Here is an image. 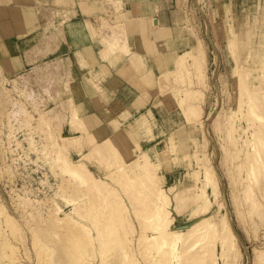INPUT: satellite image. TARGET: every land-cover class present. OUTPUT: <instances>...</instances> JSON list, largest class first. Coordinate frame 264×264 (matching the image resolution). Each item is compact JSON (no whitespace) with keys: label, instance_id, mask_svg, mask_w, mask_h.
<instances>
[{"label":"rangeland","instance_id":"1","mask_svg":"<svg viewBox=\"0 0 264 264\" xmlns=\"http://www.w3.org/2000/svg\"><path fill=\"white\" fill-rule=\"evenodd\" d=\"M46 1L47 0H41L40 3L44 4ZM50 1L51 3L50 5H48L50 8L47 7L44 11L43 5L40 9V11H42L41 13L43 14V17H45L47 20L46 25L40 31L34 29V33L27 38H24L22 40H12V42H10L12 43V46L8 47V51L10 53L9 55L4 53L0 48V203L4 204L6 206V209L16 219L18 225L21 227V231L19 232H22L21 234L17 231H15L16 234H9V232L3 233L0 227V243L7 242L13 244L16 247H14L15 249L13 248V251L9 248L3 249L2 247H0V264H13V258L15 260L18 258L19 260L16 261H23L24 264H49L53 260L52 258L56 257L60 253H58V251H66V248H63L65 247V245L67 249L70 246L68 250H72V247H74L78 243L80 247L77 248V245L75 246V248L83 250L81 248L85 247V244L83 243H81L80 245L81 241L79 239L82 240V238L76 237V239H73V234V236L71 237V234H66L68 233V228L66 227L67 232L65 230H62L58 234L56 242L58 245L54 248L57 250V247H59V250L55 253V255L53 254V256L51 257L48 256V259H52L49 262L46 259L47 257L44 255H40L39 258L38 248L40 247L37 245H35V247L33 246L34 241H32V239H35L31 236L32 231L34 229H37V231L38 229L40 230V227H42L44 223L48 224V227L47 224L46 226L44 224V228H47V230L49 229L48 232L44 231L45 234L52 232L50 231L49 227V225H51V222L49 224L50 220L48 218V215L51 211L56 210V208L58 207L62 208L65 212L71 210V205L68 199L62 200L63 192L61 190V186L63 185V187H66L65 193H69L70 189L74 188L75 185L71 182L66 181V178L64 179V176H62L60 173L58 175L57 170L53 171L54 168H52L49 160L50 158L49 156H47L48 154L46 155L47 152L45 150L48 147H52L53 144L51 145V143H54L55 141L61 142V135H69L70 130L66 122L68 121L70 115V111H68L70 110V107L74 111H79L83 116L84 111L82 110V107H80L75 102L73 96L71 95V84L73 82V79H76L77 74L83 73L84 69L90 70L93 68V62H91V60H85L82 58V61H79V55H77L75 47L73 48L71 45H69L66 25L69 20H72L75 14H73V5L71 4L72 0H70L69 4L66 0L64 1L65 4H61L62 1ZM118 1L120 0H98V4L100 5V8L98 10L102 11L103 16H101V18H96L93 21H95L96 26H98L100 22H103L101 20L102 17L108 18L111 22V28L109 27L111 29L109 33L110 35L112 32V26L114 25L113 27L117 29L118 27L116 28V26H118L117 24H119L118 29H123L122 31H119L124 34V36H127L124 24L117 22L119 16L114 17V15H118L120 14V12L122 13L123 10L122 2ZM186 1L189 10L187 27H189L190 34L193 35L194 38H196L195 42L199 40L204 43L207 52V85L205 87L206 92L202 126L194 127L192 125H189L188 123L186 124L184 120L183 107L180 104L178 105V102L176 101V95L174 94V91L177 89H170L169 85H166L165 83L168 81H166L161 74V76H159L157 79V84L159 88L160 86L164 87L163 85H165L164 88L166 89L164 90V88H160V92H163L164 90V93H160L159 99L154 105L157 106V104H159L158 107H156V110L153 111L150 107V109L145 110V112L140 113L135 117L130 113V110H127L126 112H123L122 119L120 120L119 118L121 112L126 109L122 108L120 104H118L114 100L106 109L107 126L105 128H107L108 131H103L104 127L97 130V137L104 138L105 134L113 135L116 134L117 131L122 130V135H120L116 139L115 143L119 147V158L123 162H126L128 164L130 161V163L132 164L139 159L135 154L138 148H135L134 144L131 143L128 139L130 134L129 131H137L136 136L139 138V140H141V142H143L142 144L144 146H152L154 144V141L163 139L161 141V144L159 145V148L161 150V146L164 145V141L168 139L169 144L174 143L177 148L174 152L177 158L173 161V159L170 158V151L166 148L160 151L158 161L159 164H161V167L159 168V171H161L163 175L168 177L169 183L175 182L178 185V188L182 191H185L187 190V188H190L194 185L192 171L196 167V164L198 163L197 161L202 158L204 153H207L206 157H209L210 162L214 165V169L218 179L219 189L221 191L220 200L223 204H225V208L227 209L228 216L230 217L232 227L239 237L237 239V246L239 247L241 264H255L256 249L261 247L264 248V221L257 218L258 216L255 211L249 209V204L252 205V202L254 201L252 200V202L250 201L249 203L251 197L245 199L246 196L244 193H242V181H244V179L242 178L241 180L242 176H238L239 168L237 166V164L241 161V157L243 159V147H245L244 140L247 138V135L240 130L241 128L246 126L247 121L242 117L244 115L241 112V114L239 113L240 115L238 114V117H235L236 119H234L237 127L240 129L238 130L239 143L236 145L235 143L233 144L232 135L229 132V129H231V127L229 128L228 126L230 125L228 119L232 114L231 112L236 107L241 91L244 90L243 88H241V81L238 80V74L240 75V73L244 75L242 83H244V85L245 83L248 85L249 88L247 89V91L249 90L251 92V95L253 94V97H256V103H260L261 101L262 104H264V89L262 88L264 87L262 86L264 85V0ZM36 4H38V8L39 5H41L39 3ZM118 4H120L119 8ZM55 8H60V10L58 9V11ZM113 8L116 9L113 10ZM68 9L69 11H67ZM115 10H117V12ZM65 11H67V13ZM61 14L65 15V17H63V15ZM60 16L62 18H60ZM149 26L151 25L147 24L148 28ZM91 30L95 35L97 34L96 29ZM234 36L236 37V39H238V43L241 46L237 55L239 59H236L237 57H234L229 49V42L232 38H235ZM2 52L4 54H2ZM175 58L172 61V67L169 68L174 67ZM159 61L161 66H169L171 64V61L169 59H162ZM236 62L238 64H243V66H245V69L247 67V69L245 70L246 72L243 69L244 67L239 64L241 72L238 73ZM118 63H120L119 59L117 62H114L113 60L109 62V64L113 67H116V64ZM54 66H56V68ZM48 69L49 71H47ZM101 70L102 72H107V70L103 69V67H101ZM233 73H235L236 75ZM52 79H54V81L56 82H54ZM161 82L163 83V85H159V83ZM89 83H91L92 86L95 85L93 78L90 79ZM167 88H169V90ZM238 89H240V91ZM255 89L256 91H254ZM257 92L261 95L254 94ZM257 95L259 96V100ZM166 96H168V100H165V102H167L166 106H164L165 104L163 102V99ZM261 97L263 98V100ZM63 101L66 103H64ZM258 105L260 107L261 104ZM262 107L264 108V106ZM152 113L154 116L152 115ZM27 114L30 116L28 117ZM42 115L44 116L42 117ZM217 115L219 117H223V120L219 126L215 125V122L217 123ZM42 119L44 121H42ZM234 120H232V122ZM170 121H172V123ZM45 122L47 123L45 124ZM125 124H127V128L124 126ZM148 127L155 134H158V139H154V141L152 142H146L147 138L149 137L147 132ZM46 130H51L49 131V134L51 133V135L53 136L47 135L48 133ZM95 131L96 130H94V132ZM102 132L105 133L101 134ZM52 140L55 141L53 142ZM46 141H49L50 144ZM82 141L83 142H73V144L67 146L66 151L74 160L80 159L83 153L89 152L91 149V146L89 144L87 146L85 140ZM79 144L81 145L79 146ZM131 149L135 152L133 153V155H131V153L129 152ZM97 156L98 159L100 157L102 158L100 154H97ZM93 157L95 158L96 156ZM197 158H199V160ZM261 158V167L264 169V148L261 152ZM103 159L105 160L106 158ZM103 159L101 160L102 164H100V161H97V163H95V159H92V162H90V170H92L97 176L103 177L104 175L105 177V174H107L108 170V168H106V164L107 167H109L108 165H110L111 162L113 169L115 167H117V169L120 167L115 163V160L117 162L116 158L109 159L110 163H108L107 160H105L107 161V163H103ZM132 159H134V162ZM113 162L115 163V166H113ZM118 163L119 160L117 164ZM113 180L115 188L120 189V197L122 196L121 199H123V201L125 202V204H123V202L122 205H125L124 208L128 212V205L130 204L129 201H134V199L132 198L130 200L128 196H126V192L123 194V188L120 187V184L119 186L118 184H116L118 183V181H115V179ZM256 180L257 182L252 186V196L254 199L259 200V205L260 203H263L264 205V171L258 175V178H256ZM116 185L120 188H118ZM156 185V191L154 193L155 196L152 194L154 198L150 196V200L151 198L152 201L155 200L154 203L157 207L156 210L160 211L159 206L162 205V201H160V199L163 196V192L161 193V191L159 190V186ZM142 187L145 188L144 186ZM150 190L151 189H149V192ZM156 195L158 199L161 196L159 199L160 202L157 201L159 202V204H161L159 206H157L158 203H156V200H158ZM19 196L27 199L30 205H20L18 201ZM124 197H126V199ZM85 198L83 197V200L81 199L82 203H84L85 201V203L97 202V199H99L98 197H96L97 199H93L92 197L91 200L89 197H87L86 199ZM196 201V197L193 198V200L192 198H190L187 203L181 201L182 204H186L185 208L181 211L182 213H180V211L177 212V210H175L173 206H170V208L168 206H165L166 212L170 211L171 215L173 216L172 218L175 219L174 226L182 228L184 226H187L186 222H190L192 217L196 219L203 217L204 214L202 213L204 212V210L200 212L202 209H200L201 207H198V210H200L198 212L195 206H198L199 203H195ZM97 204L98 205L96 207V211L99 214V209L101 208L102 203L100 205L97 202ZM106 204L108 203L105 202L104 205ZM119 205L120 204H117L116 206L119 207ZM116 206H113V208ZM126 206L128 209L126 208ZM165 207L161 206V208H164V211ZM167 207L170 210H167ZM194 208H196L197 213H195L196 211L194 210ZM130 209H132V207H130ZM32 211L38 216L37 219L33 220L28 216V214ZM104 214L105 216H107L106 213ZM124 214L126 213L124 212ZM127 215L128 214H126L125 216L127 217ZM96 216L98 217L96 219L102 220V215H99L100 217L98 215ZM105 216L103 215V219H106ZM140 216H138V218L133 217L132 213V219L134 223L132 224V228L135 227L136 233H134V235L130 234L129 237L133 236V239H137V235H141L142 233V228L140 227L142 225L143 219L145 218V213H143V216L141 217L142 219L139 218ZM91 218L93 219V217ZM35 220L39 221V223L41 222L42 224L37 225L38 222H36ZM34 224H36L37 226ZM149 231L150 230H148L147 232L145 231V233L148 234L150 233ZM81 232L82 231H78V234H80ZM40 233L41 232L36 233L35 237L40 236ZM18 234L22 236H18ZM95 234H97V232H95L94 235H91L93 237L92 241H94L95 239L96 243L98 239L99 241H102L100 242V244H96L97 246H95L94 248L95 253H93V251L90 252L93 253V255H85L86 258L88 256L87 260H92L91 263L94 261V264H103L102 260H105L104 256H100L104 254L102 250L104 249L105 251L106 249L105 245H107V239L104 236H99V238ZM146 234L141 235V239L137 241L140 243H138L137 245H135L136 243H133L134 248H131L132 251L131 249L128 251L129 256L133 254L132 252H135L136 256H138L140 259L142 258L140 260L141 264H143L144 258L142 254L139 256L140 252L144 255L145 253L143 251H149L147 249H150L144 248V245L140 246L143 243L141 242V240L143 239L142 236L144 237L145 235L144 242L147 241ZM42 235L44 234H41V236ZM69 237L70 240H73L69 241ZM105 239L106 244L103 243ZM67 240L69 241V243L66 242ZM74 240H76L77 243H75ZM72 241L75 244H73ZM88 243L90 242L88 241ZM101 243L104 247H102ZM70 244H72V247ZM218 244V240H215L214 244H212L213 246L211 245L210 248H212L213 250H217L219 249ZM99 246L102 248H100ZM136 246L139 247V250ZM99 248L102 249L101 251L103 253ZM141 248H144L143 251H140L142 250ZM152 249L153 248H151V250ZM137 250L139 251V253H137ZM151 252H146L148 255H144V257H146L145 259L153 257V253ZM149 253L151 254V256ZM80 255L83 256V254ZM115 259L116 258L112 260ZM39 260L41 261V263ZM64 260L69 262V260L71 259L68 258L67 260L65 258ZM117 260L120 261L119 259ZM220 261L221 260H218L219 264L222 263ZM50 264H53V262ZM104 264H107V260H105Z\"/></svg>","mask_w":264,"mask_h":264},{"label":"bare ground","instance_id":"2","mask_svg":"<svg viewBox=\"0 0 264 264\" xmlns=\"http://www.w3.org/2000/svg\"><path fill=\"white\" fill-rule=\"evenodd\" d=\"M118 2H121V1H118ZM118 5H119L118 6L119 8L120 4ZM114 9L116 8H113V10ZM43 10L45 11L46 8H44ZM117 10L115 11L117 12ZM101 20L103 22L102 23L100 22L98 26H96L99 32V35L101 37V41L109 45V49L110 51H112L111 53H113L114 56L115 55L119 56L124 53L128 54V52H130L129 43H128V40H129L128 35L124 36V34L120 32L123 29L122 30L118 29L119 24H117L118 26H116V28L118 27L117 29L113 27L114 25L112 26V32L110 35L109 33L111 31L110 29L111 22L104 17H102ZM238 42L239 41L238 39H236V37L232 38L229 42L230 52L234 57H237L236 59H239L237 55L241 47ZM58 63H59V60H58ZM239 64L237 63V67H236L238 70L237 71L238 73L241 72ZM206 65H207L206 46L204 45L202 41L198 40L192 49L185 51L184 53L180 54L179 56L175 58L174 67L172 69L165 70L162 73V77H164L166 81L168 82L170 81L169 83L165 82L166 85H169L170 89L172 88V90L177 89L174 91V94L176 95V101L178 102V105L180 104L183 107L184 120L186 124L188 123L189 125H192L194 127L202 126L203 124L202 117H203L204 105H205L204 104L205 92H206L205 87L207 85V66ZM241 65L243 66V64ZM56 66L54 67L56 68ZM243 67L242 68L245 71L247 67L246 69H245V66ZM47 71H49V69ZM238 76H239L238 80L241 81L240 83L241 88H243L244 90L241 91V94H240L241 98L238 96L241 100L238 98L236 107L231 112L232 114L231 115L229 114L230 115L229 119L227 117L230 125H228L227 123L226 124L229 126V128L231 127V129H229L230 130L229 132L232 135L233 144L235 143L237 145L239 143L238 130L240 129L237 127L234 119H236L235 117H238L237 115L241 112L244 115L242 117L246 119L247 121L246 126L241 128L240 130L241 132H244L247 135V138L244 140L245 147H243L244 148L243 149L244 151L243 159L241 157V161L237 164L239 168L238 176H242L241 180L242 178L244 179V181H242L243 183L242 193L245 194L246 196L245 199H248L251 197V200H249V203L250 201L252 202V200L254 201L252 202V205L249 204V209L252 211H255L258 216L257 218L264 221V205L263 203H260L259 205V200L254 199L252 196V192H253L252 186L257 182L256 178H258V175L264 171V169L261 167L262 166L261 152L263 151V148H264L262 147L264 146V113H263L264 108L262 107L264 106V104H262L261 101L260 103H256L255 101L256 97L254 98L253 94L251 95V92L249 90H248L249 91V94H248V91H247V89L249 88L248 85L246 83L245 85L244 83H242L244 75L240 73V75L238 74ZM52 80L54 81V79ZM162 82L159 83V85H163L164 82L163 83ZM163 86L165 87V85ZM161 87L162 86H160V88ZM262 88L264 89V87ZM165 89L166 88H164V90ZM167 89L169 90V88ZM164 90L163 92H160V93H164ZM238 90L240 91V89ZM254 91H256V89ZM254 94H258V92ZM258 95H261V94H258ZM245 96L247 100L245 99ZM163 100L165 104L164 106H166L167 101L165 102V100H168V96H166ZM258 100H259V96H258ZM258 104H261L262 106L260 105L259 107ZM261 109L263 112L261 111ZM68 111H70L69 112L70 115L66 123L70 130L69 135L68 136L64 134L61 135V142H56L55 141L56 139L54 140L55 142L52 140L54 142V143H51V145L53 144L52 147L49 148L47 146L48 148H46L45 151L47 152L46 155L48 154L47 156H49L50 158L49 160H50L51 166L52 168H54L53 171L57 170L58 175L60 173L62 176H64V179L66 178L65 179L66 181L71 182L72 184L75 185L74 188L70 189L69 193H65L66 187H63V185L61 186V190L63 192L62 200L68 199L71 205V210L68 212H65L63 211L62 208L58 207L56 208V210L51 211L49 213L48 218L50 220L49 224L51 222V225H49L50 231H52L51 233L49 232L48 234H45L44 232V231L48 232L49 230V229L47 230V228L46 229L44 228L47 223L46 224L44 223L45 226L43 224V226L40 227V230L38 229V231L37 229L33 230V227H32L33 231H32L31 236L34 237L35 239V240L32 239V241H34L33 246L35 247V245H37L40 247L38 248L39 258H40V255L41 256L44 255L47 257L46 259L49 262L53 259L50 262V263L53 262V264H94L93 263L94 261L91 263L92 260L91 261L87 260L88 256L86 258L85 254L93 255V253H95L94 248L95 246H97L96 244H100V242L102 241V240L99 241V239H98L99 242L97 241V243H96V239L92 241L93 237L91 235L92 234L94 235V233L97 232V234L95 235H97L98 237L104 236L107 239V245H105L106 246L105 251L104 249L103 250L100 249L104 247L102 243H101L102 247L99 246L100 251L102 250L104 252V254L101 255L100 257L104 256V259L107 260V264H141L140 260L142 258L140 259L138 256H136L135 252H132L133 254L130 253L131 255L129 256L128 251L131 248H134L133 243H136L135 245L140 243L137 241L141 239V235L146 234L145 231L147 232L148 230H150L149 231L150 233L146 234L147 241L144 242L145 235L144 237L142 236L143 239L141 240V242H143L144 244L142 243L140 246L144 245L143 246L144 248L146 249L150 248L147 250H149L150 252L152 251L151 253H153L152 254L153 257H150L151 254L149 253L150 258L145 259L146 257H144V255H146L149 251H145V250L143 251L144 248L143 249L141 248L142 250L140 251H143L145 253L144 255L141 252L139 254V256L142 254L144 258L143 259L144 262L142 261L143 264L145 263L146 264H219L218 260H221L220 261L222 262L221 264H241L239 247L237 246L238 244L237 239L239 237L237 236L236 232L234 231L232 227V223L230 222V217L228 216V212H227V209L225 208V204H223L220 200L221 191L219 189L218 179L216 176L214 165L210 162L209 157L208 158L206 157L207 153H204L200 160L199 158H197L199 161H197L198 163L196 164V167L192 171L194 185L190 188H187V190L182 191L181 189L178 188V185L175 182L169 183L168 177H166L165 175L162 174L161 171H159V168L161 167L160 166L161 164H159V161H158L160 151L166 148L170 151L171 153L170 158H172L173 161L177 158L176 154L174 153L177 149L174 143L169 144V140L166 139L164 141V145L161 146L162 148L161 150L159 148V145L161 144V141L163 139L154 141V139H158L157 137L158 134H155L148 127L147 132H148L149 137L147 138L146 142L154 141V144L152 146H149V145L144 146L142 144L143 142H141V140H139V138L136 136L137 131L135 130L132 132L129 131L130 133L128 137L129 141L134 144L135 148H138L136 150V153L132 149L129 152L131 153V155L135 153L137 158H139L138 159L139 161L138 160L136 161L135 159L136 162H134V159H132L134 163L131 164L130 163L131 161H130L128 164L126 162H123L119 158L120 157L119 151H118L119 147L116 145L115 143L116 141L113 138L106 137L105 139H102V140L98 139L97 134H96L97 130L94 132V130H91L86 125L85 120L79 111L77 110L74 111L71 107H70V110ZM27 116L29 117L30 115L27 114ZM43 116L44 115H42V117ZM122 116L123 114L120 115V118H119L120 120L122 119ZM216 119H217L216 120L217 123L215 122V125L219 126L223 120V117L221 116L219 117L217 115ZM232 120L234 121L232 122ZM42 121L44 120L42 119ZM170 122L172 123V121ZM46 123L47 122H45V124ZM124 126L127 128V124H125ZM46 131L48 133L47 135H51V133L49 134V131L51 130H46ZM82 140H85L87 143V146L89 144L91 146V149L89 152L83 153L80 159L74 160L69 155V153L66 151L67 146L73 144V142H83ZM46 142L49 143V141H46ZM206 143H207V140H206ZM80 145L81 144H79V146ZM97 154H100L102 158L100 157L98 159ZM93 156H96L97 158L96 157L94 158ZM103 158H106L105 160H107L108 163H110L109 159L116 158L117 162L119 160V163L117 164L116 160H115V163L116 165H119L120 167L118 169L117 167H115L116 170L115 168L113 169L112 162H111L110 165H108L109 167H107V164H106V168H108L107 174H105L106 176L105 177L104 175L103 177L97 176L92 170H90V162H92V159H95L96 160L95 163H97V161H100V164H102L101 160ZM105 160L103 159V163H107V161ZM115 163L113 166H115ZM113 179H115V181H118V183L116 184H118V186L120 184V187L123 188V191H124V192L122 191L123 194L126 192L127 194L126 196H128L130 200L132 198L134 199V201L132 200L129 201L128 199L130 203L128 205L129 206L128 212L124 208L125 205L124 206L122 205L124 201L123 199H121L122 196L120 197V189L115 188ZM63 184H64V180H63ZM156 184L159 186V190L161 191V193L163 192V196L162 197L160 196L161 199L159 197L160 201H162L161 202L162 205L159 204L160 201L156 195L158 199L156 200V203H158L157 206L159 205L163 207L168 206L169 208L170 206H173L174 209L177 210V212L180 211V213H182L181 211L182 209L185 208L186 204L185 203L182 204L181 201H184L187 203L190 200V198H192L193 200V198L196 197L198 202L196 201L195 203H199L200 205L198 204V206H195V207L197 208V210H198V207L199 208L201 207L200 209L202 210L201 211L198 210V212L199 211L202 212L204 210V212L202 213L204 214L203 217L199 219L192 217L190 222L189 221L188 223L186 222L187 226H184L182 228H178L174 226L175 219L172 218L173 216L171 215L170 211L166 212V207L164 211V208H161V206H159L160 211L156 210L157 207H156V204L154 203L155 200L153 199L154 201H152V198H154L155 196L154 193L156 191V188H155ZM142 186H144L148 190L143 188ZM140 187H142L144 190ZM149 189H151L150 192H149ZM152 194L154 196H152ZM150 196H152L151 200H150ZM83 197L84 198L89 197L90 200L92 197L93 199H95L96 197L99 198V199L96 198L97 202L100 205L102 203L101 208L99 207L100 208L99 214L96 211V207L98 205L97 202L85 203L86 202L85 201L86 198H85L84 199L85 202L82 203ZM124 198L126 199V197ZM18 201L20 205H30L27 199L23 197L19 196ZM105 202H107L108 204L104 205ZM133 202H135L136 204ZM117 204H120L119 207L116 206ZM123 204H125V202ZM113 206H116V207L113 208ZM130 207H132V209H130ZM169 208L167 210H170ZM196 208H194L196 212L193 211L195 213H197ZM124 212L128 214L127 217L125 216L126 214H124ZM104 213H106L107 216H105ZM132 213H133V217H136V218H138V216L140 215L143 216V213H145V218L143 219L142 225L140 227L142 228L143 234L139 232L141 233V235L140 234H139L140 236L137 235V239L136 238L133 239L132 238L133 236L129 237L130 234L134 235V233H136L135 227L132 228L133 227L132 224H134L133 219H132ZM96 215L98 216L102 215L101 219L103 221L96 219L98 218ZM103 215L106 217V219L104 218L105 221L103 219ZM28 216L31 217L33 220L38 218V216L34 214L33 211L30 212ZM142 216H140L139 218H141ZM91 217H93V219ZM36 222H38L37 225L42 224L41 222L39 223V221H36ZM0 227L3 233L9 232V234H11V233H15V231L17 232L21 231L20 230L21 227L18 225L16 219L11 215V213L6 209V206L2 203H0ZM47 227H48V224H47ZM64 227L68 228V233L66 234H71L70 237L74 235L73 239H76V237L82 238V240L81 239L79 240L81 241L80 245L81 243L85 244L84 245L85 247L81 248L83 250L77 249L78 247H80L78 245L79 243L77 244L78 246L75 245L77 246V248H75V246L72 247V244H70L72 247V250L71 249L68 250L70 246L67 249L66 245L65 247H63L64 249L66 248V251L62 249H61L62 251H58L59 247H57V250L54 248L55 246L58 245L56 243L58 234L62 230H65V231L67 230V228L65 229ZM78 231H82V232L78 234ZM39 232H41L40 236L35 237L36 233H39ZM20 234H18V236H22ZM41 234H44V235L41 236ZM70 237H69V241L73 240V239L70 240ZM106 239L104 240L105 242L103 241L104 244H106ZM215 240H218V243H219L218 244L219 249L217 250H213L212 248H210V246L214 244ZM69 241L67 240L66 242L69 243ZM74 241L75 243H77L76 240ZM88 241L90 243H88ZM72 243L75 244L73 241ZM0 247H2L3 249L9 248L12 251L16 248L13 244L7 243V242L0 243ZM151 248L153 249L151 250ZM138 250H139V247H138ZM138 250H137V253H139ZM57 251L58 253L59 252L60 253L56 257L52 258L51 260L48 259V256L51 257L53 256V254L55 255ZM92 251L93 253H90ZM80 254H83V256ZM65 258L67 260L68 258L71 260L67 262L64 260ZM114 258H116L115 260L119 259L120 261L117 260L118 261L117 262L115 260H112ZM13 260H14L13 264H24L23 261L17 262L16 260H19L18 258L16 260L13 258L12 262ZM105 260H102L103 264ZM255 264H264V248L262 247L256 249Z\"/></svg>","mask_w":264,"mask_h":264},{"label":"crops","instance_id":"3","mask_svg":"<svg viewBox=\"0 0 264 264\" xmlns=\"http://www.w3.org/2000/svg\"><path fill=\"white\" fill-rule=\"evenodd\" d=\"M40 1L0 0V48L7 55L10 54L8 47L12 46V40L27 38L34 33V29L40 31L46 25L47 20L40 9L43 5L44 8H50L48 5L51 1L47 0L44 4ZM54 1H62L61 4H65V0ZM66 1L70 3V0ZM120 1L123 5L122 13L114 17L119 16L117 22L125 26L130 52L119 56L111 53L109 45L101 41L95 28L93 20L103 16L102 11L98 10V0L71 2L74 11L72 12L75 14L66 25L69 45L75 47L79 61L83 58L93 62L91 71L84 69L83 73L77 74L76 79H73L71 95L82 107L83 118L91 130L104 127L103 131H108L105 128L106 109L114 100L126 109L120 115L130 110L135 117L150 107L153 111L156 110L159 104L154 105L160 96L158 77L165 70L172 69L169 67H172V61L177 55L192 49L198 41L195 42L196 38L190 34L187 27L189 10L186 0ZM36 3L41 4L39 8ZM147 24L151 26L148 28ZM91 29L97 30L98 38ZM118 59L120 63L116 64V67L109 64L111 60L117 62ZM162 59H169L171 64L161 66L159 60ZM101 67L107 72H102ZM91 78L95 83L93 86L89 83ZM121 132L122 130L113 135L105 134L104 138L103 135L102 138H97L102 140L111 137L116 141L122 135ZM103 133L105 132L101 134Z\"/></svg>","mask_w":264,"mask_h":264}]
</instances>
